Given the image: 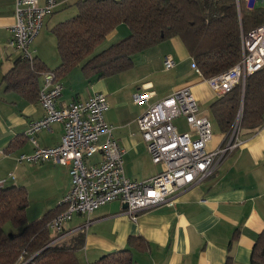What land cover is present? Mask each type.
Masks as SVG:
<instances>
[{
	"label": "crops",
	"instance_id": "0c3cea01",
	"mask_svg": "<svg viewBox=\"0 0 264 264\" xmlns=\"http://www.w3.org/2000/svg\"><path fill=\"white\" fill-rule=\"evenodd\" d=\"M55 1L54 11L45 18L40 32L43 35L40 36H45L44 30L48 26L54 27L65 21V17L77 13L72 5L79 0ZM15 3L16 0H0V182L5 181L4 187H24L29 200L26 214L30 213L31 203H34L37 208L33 206L31 213L34 219H40L46 212L56 209L61 197L69 191L70 175L68 167L50 161L36 164L17 162L19 155L33 152L34 146L25 133L29 123L44 117L45 112L38 99H28L20 92L5 88L3 81L19 55L7 45L14 23ZM39 4L43 5L44 0H39ZM258 4L260 2L256 8H264ZM127 31L124 25H119L105 38L104 49L127 37ZM39 35L28 49L38 61L42 59L45 68L53 70L60 63L56 44L55 57L52 58L50 53L47 56L45 46L37 43ZM181 42L180 38L174 37L134 54L132 69L113 76L108 79L110 81L92 85V92L84 98L77 97L73 88L69 91L62 83L67 77H72L71 71L58 80L62 84V92L57 107L64 108L97 93L106 96L108 110L104 121L114 128L113 137L125 152L123 171L133 181L150 179L161 169L160 165L152 163L136 124L135 119L142 115L145 108L134 105L131 94L143 85H150L154 92L152 101H156L188 89L203 116L206 115L205 108H209V104L216 99L205 78L190 68L193 61ZM137 56L141 58L134 63ZM168 56L173 59L174 67L167 70L164 67ZM157 62L163 72H174L173 80L176 81L168 84V90L163 93L150 80L157 73ZM139 68L142 69L136 70ZM132 70L133 73L127 75ZM140 72L144 75L139 76ZM182 73L185 79L180 76ZM79 74L75 73L74 78L81 79ZM117 76L127 80L120 88H117ZM35 84L40 89L42 76H38ZM126 97L131 101L133 112L140 109L135 116L126 117L123 108V98ZM62 134V126L54 123L50 132L42 130L33 137L39 147L53 148L60 143ZM238 139L241 145L218 164L213 175L180 190L174 196L172 205L161 204L141 211L133 220L123 208V203L113 201L89 216L74 215L65 226L62 238L84 234L79 257L87 264L106 253L128 248L127 242L133 238H140L147 245L145 252L133 250V264H224L227 257H231L235 264H249L257 236L264 231V125L254 131H239ZM228 140L230 136L226 134L213 133L207 149L212 151L225 146ZM6 148L10 152L3 154ZM99 158L97 155L93 162H98Z\"/></svg>",
	"mask_w": 264,
	"mask_h": 264
},
{
	"label": "trees",
	"instance_id": "16d2710c",
	"mask_svg": "<svg viewBox=\"0 0 264 264\" xmlns=\"http://www.w3.org/2000/svg\"><path fill=\"white\" fill-rule=\"evenodd\" d=\"M244 2L79 0L72 5L77 10L75 16L51 30L60 64L50 71L57 80L76 67L87 79L112 77L132 69L134 54L178 37L200 74L208 79L238 63L241 34L264 23V9L250 10ZM119 25L128 29V36L95 53ZM14 62L3 78L5 88L37 99L39 89L35 83L40 73L49 69L35 57L28 61L19 56ZM209 112L219 132L228 137L236 123L240 132L260 129L264 125V67L246 77L243 89L237 85L216 97L209 104ZM8 152L6 148L3 154ZM27 199L24 187H0V264H87L79 257L84 234L63 239L65 230L52 234L47 228L62 208L58 206L30 223L26 217ZM8 223L15 230L7 231ZM127 243L128 248L106 253L89 264H133V250L145 252L147 245L140 238ZM250 254L249 264H264V231L257 236ZM224 264L235 263L227 257Z\"/></svg>",
	"mask_w": 264,
	"mask_h": 264
},
{
	"label": "built area",
	"instance_id": "2783aa9c",
	"mask_svg": "<svg viewBox=\"0 0 264 264\" xmlns=\"http://www.w3.org/2000/svg\"><path fill=\"white\" fill-rule=\"evenodd\" d=\"M262 1L245 0L244 3L251 10ZM55 6V0H44L43 5L39 0H16L14 23L7 43L10 50L31 61L33 56L28 48L40 34L45 18L53 13ZM240 40L238 63L205 79L216 97L230 92L237 85L243 89L246 77L264 67V23L242 33ZM173 67V59L166 57L164 68ZM190 68L201 75L194 62ZM40 76L42 84L37 99L45 115L29 123L25 137L31 141L34 150L31 154L19 155L17 162L36 164L50 161L69 169L70 189L58 202L62 211L47 224L52 234L63 232L74 215L89 216L113 201L125 204L126 213L133 220L141 211L161 204L172 205L176 193L213 175L218 164L241 145L236 123L228 143L209 151L207 145L213 135L212 124L201 114L192 93L184 89L152 101V87L143 85L131 94L133 104L145 108L135 120L152 163L160 165L162 170L145 181H133L123 171L125 152L113 137L114 128L104 121L108 110L106 96L97 93L64 108L57 107L62 84L52 71H43ZM178 117L185 119L189 132L178 131L174 125ZM54 123L62 126L60 143L53 148L39 147L33 136L42 130L50 132ZM94 155H99V161L88 165V159ZM4 184L5 181H1L0 187Z\"/></svg>",
	"mask_w": 264,
	"mask_h": 264
},
{
	"label": "rangeland",
	"instance_id": "374dc122",
	"mask_svg": "<svg viewBox=\"0 0 264 264\" xmlns=\"http://www.w3.org/2000/svg\"><path fill=\"white\" fill-rule=\"evenodd\" d=\"M258 6H264V0L262 1V4H261V2H260V4H258ZM69 16V15H68ZM73 16H75V14L74 15H71V16H69V17H65V19L64 20H67V19H70V18H73ZM52 26H48V29H45L44 31H45V33H44V35L46 36V38H45V36L43 37V36H40V35H43L42 33L39 35V37H38V42L37 43H40L41 42V44L42 45H44L45 46V48L47 49L46 51H45V54L47 55V56H49V53L51 54V57L53 58V57H55V55H56V51H55V44H56V42H55V38H54V36L53 35H51L52 33H51V30H52ZM44 31H42V32H44ZM47 41V42H46ZM107 42H105V40H104V42L101 44V45H99V47L96 49V51H95V53H98V52H100V51H102L103 49H104V45L106 44ZM19 53V52H18ZM17 53V54H18ZM19 55H20V53H19ZM19 55H18V57H19ZM138 58L134 61V63H137L139 60H140V56H137ZM57 59L59 60V57H58V54H57ZM42 60V59H41ZM40 60V61H41ZM43 62V61H42ZM43 64H45V63H43ZM60 64V63H59ZM59 64L55 67V68H57L58 66H59ZM183 67H184V65H183ZM183 67H181V69L183 70V73H184V68ZM140 69H142V68H139V69H136V70H139L140 71ZM157 71V73L155 74V75H153L151 78H150V80L152 81V82H155V84H156V86H158V90H159V92L160 93H163V92H165L166 90H168V88H169V86H168V84H172V82H176L175 81V79L173 80V75H174V72H163L162 70H161V66H160V64L157 62V64H156V68H155ZM178 70V69H177ZM133 71L134 70H132L131 72H129L127 75H131V73H133ZM159 71V72H158ZM79 72H80V74H81V79H80V77L79 78H74V74L75 73H78L79 74ZM175 72L177 73V71L175 70ZM70 73H72L71 75H72V77L70 76V77H67V79H64V81H63V79H62V83L65 85V87L69 90V91H71L72 90V88L75 90V93H77V97H81V98H84V97H86V96H88L91 92H92V85H94V84H96L97 82H100V81H104V80H107V81H110V80H108V79H111V78H113V76L112 77H108V78H103V79H100V80H98L96 77H93V78H88L87 79V77L85 76V74L82 72V70H81V68L80 67H76L75 69H72L71 70V72ZM183 73L182 74H180V76L182 77L183 76ZM79 74V75H80ZM139 76L140 75H144V73L143 72H140L139 74H138ZM122 76H117V79H118V86H117V88H120V87H122L123 85H125V81H127L126 79H123L122 80V78H121ZM182 79H185L184 77H182ZM173 80V81H172ZM119 100H122V99H119ZM123 101H124V109H125V112H126V117H128V115L130 116V115H136V114H138L139 113V110H137V111H135V112H133L134 110V108H132V105H131V101L130 100H128V98L126 97V98H123ZM205 111H206V117H208L209 119H210V121H211V124H212V132L213 133H216V134H218L219 133V130L217 129V126H216V124H215V122L213 121V119H212V117H210L211 115H210V112H209V108L208 107H206L205 108ZM111 114V113H110ZM184 118H179V119H177V120H175L174 121V123H175V125L178 127V131L181 133V132H189L190 131V128L185 124V122H184V120H183ZM236 125V124H235ZM234 125V127H236ZM237 130V129H236ZM234 140V139H233ZM96 156L97 155H94L93 157H91V159H88L89 161L87 162V164L88 165H90V164H94V163H96V162H93L94 160H95V158H96ZM160 169L162 168V167H160V166H158ZM162 170V169H161ZM28 200V199H27ZM28 203H29V200H28ZM31 207H30V210H29V212L30 213H28V214H26V217H27V220L31 223V221H34V220H37V218L36 219H34L35 217H34V215L31 213L32 211H33V206H35V209L37 208V205L36 204H34V203H31ZM29 207V206H28ZM31 208H33V209H31ZM39 219V218H38ZM5 229H7V231H13V230H15L9 223L8 224H6V226H5Z\"/></svg>",
	"mask_w": 264,
	"mask_h": 264
},
{
	"label": "water",
	"instance_id": "95a60500",
	"mask_svg": "<svg viewBox=\"0 0 264 264\" xmlns=\"http://www.w3.org/2000/svg\"><path fill=\"white\" fill-rule=\"evenodd\" d=\"M123 208H124V209H126V208H127V206L124 204V205H123Z\"/></svg>",
	"mask_w": 264,
	"mask_h": 264
}]
</instances>
